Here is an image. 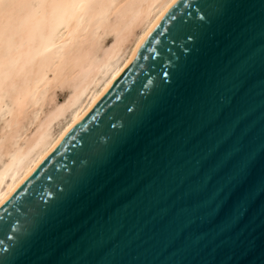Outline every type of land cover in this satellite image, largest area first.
Instances as JSON below:
<instances>
[{
  "label": "water",
  "instance_id": "obj_1",
  "mask_svg": "<svg viewBox=\"0 0 264 264\" xmlns=\"http://www.w3.org/2000/svg\"><path fill=\"white\" fill-rule=\"evenodd\" d=\"M0 264H264V0H176L0 205Z\"/></svg>",
  "mask_w": 264,
  "mask_h": 264
},
{
  "label": "bare ground",
  "instance_id": "obj_2",
  "mask_svg": "<svg viewBox=\"0 0 264 264\" xmlns=\"http://www.w3.org/2000/svg\"><path fill=\"white\" fill-rule=\"evenodd\" d=\"M176 0H0V205Z\"/></svg>",
  "mask_w": 264,
  "mask_h": 264
},
{
  "label": "snow or ice",
  "instance_id": "obj_3",
  "mask_svg": "<svg viewBox=\"0 0 264 264\" xmlns=\"http://www.w3.org/2000/svg\"><path fill=\"white\" fill-rule=\"evenodd\" d=\"M180 26H182V24ZM229 160H230V157H229L228 153H225L224 156L221 159H219L218 161H216V163L219 166L223 167L226 163L229 162Z\"/></svg>",
  "mask_w": 264,
  "mask_h": 264
}]
</instances>
